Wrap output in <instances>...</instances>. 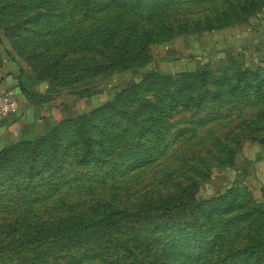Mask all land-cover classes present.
<instances>
[{
  "label": "rangeland",
  "instance_id": "obj_1",
  "mask_svg": "<svg viewBox=\"0 0 264 264\" xmlns=\"http://www.w3.org/2000/svg\"><path fill=\"white\" fill-rule=\"evenodd\" d=\"M263 16L0 0V84L45 114L0 134V264H264V192L235 178L264 145V53L239 45Z\"/></svg>",
  "mask_w": 264,
  "mask_h": 264
},
{
  "label": "crops",
  "instance_id": "obj_2",
  "mask_svg": "<svg viewBox=\"0 0 264 264\" xmlns=\"http://www.w3.org/2000/svg\"><path fill=\"white\" fill-rule=\"evenodd\" d=\"M245 33L243 41L239 45L244 46L245 50L249 52L264 53V16ZM15 86H17L16 78H9L8 81L0 84V94L16 93ZM17 92L19 95L15 94V96L18 99V110L13 115L0 118V134L14 131L24 132L28 125L45 116L43 108L31 104L26 94H21L18 90ZM235 178L253 183L259 192H264V145L249 153V158L243 162V167Z\"/></svg>",
  "mask_w": 264,
  "mask_h": 264
},
{
  "label": "built area",
  "instance_id": "obj_3",
  "mask_svg": "<svg viewBox=\"0 0 264 264\" xmlns=\"http://www.w3.org/2000/svg\"><path fill=\"white\" fill-rule=\"evenodd\" d=\"M18 99L11 93L0 94V118L13 115L18 110Z\"/></svg>",
  "mask_w": 264,
  "mask_h": 264
},
{
  "label": "trees",
  "instance_id": "obj_4",
  "mask_svg": "<svg viewBox=\"0 0 264 264\" xmlns=\"http://www.w3.org/2000/svg\"><path fill=\"white\" fill-rule=\"evenodd\" d=\"M20 87H21V84H20ZM21 90H22V92H23V89L22 88H20Z\"/></svg>",
  "mask_w": 264,
  "mask_h": 264
}]
</instances>
